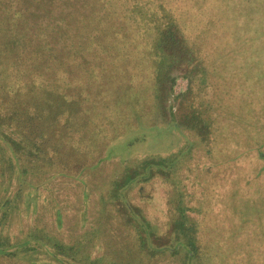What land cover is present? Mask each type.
<instances>
[{
    "label": "trees",
    "instance_id": "trees-1",
    "mask_svg": "<svg viewBox=\"0 0 264 264\" xmlns=\"http://www.w3.org/2000/svg\"><path fill=\"white\" fill-rule=\"evenodd\" d=\"M228 1L0 0V264H241L217 216L264 160L263 19ZM159 126L174 151L115 153ZM153 179L162 227L129 196Z\"/></svg>",
    "mask_w": 264,
    "mask_h": 264
},
{
    "label": "rangeland",
    "instance_id": "rangeland-1",
    "mask_svg": "<svg viewBox=\"0 0 264 264\" xmlns=\"http://www.w3.org/2000/svg\"><path fill=\"white\" fill-rule=\"evenodd\" d=\"M261 1L262 2H258L257 4L254 0H232L231 2L233 5L228 1L229 3L227 4H230V8L227 14L228 16L230 15V18L235 15V18L239 19V21H244V19L248 17L255 16V18L249 22L251 28L255 31L258 29V21L260 20L258 18L260 15L263 19V30L261 31L262 36L259 43H261L264 49V0ZM240 10H244L242 15L239 14ZM251 37L249 41H255ZM263 49H261V52ZM180 72L181 70L177 69L178 76L175 79L172 94H176L186 88V80L180 75ZM172 101L170 97L168 102L171 103V110L174 113H178L177 104H173ZM262 115L264 117V106ZM137 133L138 132L128 134L117 139L114 145L115 153H123V156H127V158H132V156L166 155L172 150L174 151L177 146V137L173 131L170 130L169 132L161 126L155 129L152 134ZM116 158L119 161L122 160L121 156H117ZM262 164H264V160H261V164L250 165L247 168V175H245V178L240 176L242 171L231 185V195H228V197L222 195L220 198L219 211L221 213L226 211L228 215L223 218V215L219 214V216H217V220H219L218 224L223 225L224 221L228 222V227L223 228L226 229L224 237L231 240L239 249L238 254H234V256L241 264H244L248 259L249 264H264V170L259 171V167ZM241 188L242 192L240 191ZM143 189L148 196H142L143 198L139 197L136 192V187L132 189L129 196L133 203L140 208L146 219L162 227L167 212L164 198L166 197V193L168 191L170 192V189L159 179H153L143 184ZM194 197L197 201V197ZM226 201L229 205L232 204V206L226 205ZM42 211L45 214L44 219L47 220L46 211L44 209H42ZM210 215L211 217L207 215L205 218L211 223H213L214 220L215 223L213 214ZM22 216L23 214L20 211L15 220H17V222L22 220ZM64 221L70 224L72 218L67 217ZM19 226L20 224L17 227ZM75 229L76 232L81 230L80 227H75ZM244 250H247V254ZM247 256L249 257L248 259Z\"/></svg>",
    "mask_w": 264,
    "mask_h": 264
}]
</instances>
